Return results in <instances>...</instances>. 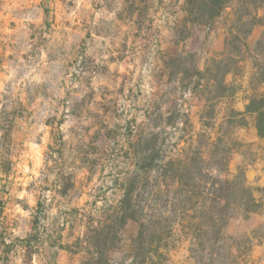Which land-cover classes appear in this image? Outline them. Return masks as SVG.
Returning <instances> with one entry per match:
<instances>
[{"label":"rangeland","instance_id":"rangeland-1","mask_svg":"<svg viewBox=\"0 0 264 264\" xmlns=\"http://www.w3.org/2000/svg\"><path fill=\"white\" fill-rule=\"evenodd\" d=\"M186 1L104 0L101 26L92 4L79 29L65 30L51 3L27 10L0 0V264H86L85 236L109 218L127 180L141 186L143 174L151 181L168 169L177 140L190 154L192 136L206 155L201 133L211 129L215 141L226 112L220 69L207 60L226 56L231 16L194 26ZM262 33L256 25L248 45ZM229 131L230 173L241 168L263 188L264 141L252 120ZM135 231L120 232L109 264L129 263ZM226 235L253 236L247 264H264V214L233 218ZM187 249L180 241L168 264H195Z\"/></svg>","mask_w":264,"mask_h":264},{"label":"trees","instance_id":"trees-1","mask_svg":"<svg viewBox=\"0 0 264 264\" xmlns=\"http://www.w3.org/2000/svg\"><path fill=\"white\" fill-rule=\"evenodd\" d=\"M186 4L194 26L211 30L218 18L231 16L226 56L207 60L220 69L219 99L226 103L219 135L213 141L211 129L202 128L206 155L195 149L192 136L190 154L177 148L181 141L177 140L168 169L151 181L143 174L141 186L135 176L127 180L120 200L109 209V218L97 220L85 236L86 264H109L120 232L134 225L135 233L128 236V264H168L170 253L182 240L188 242L187 253L195 264L249 262L253 236L231 237L226 229L235 217L264 214V187L250 186L241 168L230 173L229 130L249 118L257 137L264 141V0H187ZM258 24L263 33L249 46L247 38ZM237 102L243 103V110L235 109Z\"/></svg>","mask_w":264,"mask_h":264},{"label":"crops","instance_id":"crops-1","mask_svg":"<svg viewBox=\"0 0 264 264\" xmlns=\"http://www.w3.org/2000/svg\"><path fill=\"white\" fill-rule=\"evenodd\" d=\"M11 3L16 5H24V8L28 9H38L39 6H43L46 3H51V11L48 13L52 18L60 21L61 28L65 30H75L81 27L82 19L85 16V10L82 11L81 7L95 5L96 9H91L92 19L95 21L94 25L101 26L102 23H98L99 19L102 18L104 0H9ZM100 5V7H98ZM41 8V7H39ZM104 17V16H103ZM113 17V11H109V15L106 19L111 20ZM27 19V18H25ZM91 20V17L88 16ZM58 22V21H57Z\"/></svg>","mask_w":264,"mask_h":264}]
</instances>
